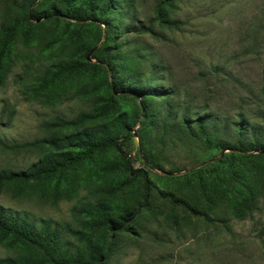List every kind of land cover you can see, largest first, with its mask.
<instances>
[{"label": "rangeland", "instance_id": "obj_1", "mask_svg": "<svg viewBox=\"0 0 264 264\" xmlns=\"http://www.w3.org/2000/svg\"><path fill=\"white\" fill-rule=\"evenodd\" d=\"M60 1L0 0V26L13 30L0 77V139L41 137L47 134L43 121L75 120L111 97L105 114L58 133L126 113L133 136L123 145L124 157L146 171L148 185L131 177L122 157L108 149L23 195L2 184L0 207L57 228L82 260H89V244L110 247L90 264H264V150L253 155L257 151L232 147L239 120L242 145L264 144V0H171L162 12L175 26L155 19L158 0H112L103 20H94L102 27L95 46L101 58L89 52L80 70L39 90L34 76L68 54L66 36L76 27L67 14L52 10ZM128 74L143 85L153 78L150 87L162 89L141 98L145 117L132 90L110 85ZM194 115L207 117L211 142L180 134L178 122ZM215 138L227 145L217 154L225 157L203 170L216 153L210 148ZM143 154L155 166L146 165ZM42 155L0 147V168L25 169ZM53 188L59 191L55 199L49 198ZM246 193L253 207L237 216L233 205ZM97 198L113 205L112 217L127 214L125 230H110L104 218L74 211ZM68 227L83 230L86 238L78 241ZM18 253V247L0 244V257Z\"/></svg>", "mask_w": 264, "mask_h": 264}, {"label": "trees", "instance_id": "obj_2", "mask_svg": "<svg viewBox=\"0 0 264 264\" xmlns=\"http://www.w3.org/2000/svg\"><path fill=\"white\" fill-rule=\"evenodd\" d=\"M61 0V6L52 5L55 12H63L75 21L76 27L68 32L66 45L69 47L68 54L63 58L47 65L39 75L34 76L35 86L39 90L47 89L53 81L65 73L80 70L85 62L83 58L91 52L95 58H101L100 49L96 44L102 36V27L94 20H103L106 12L112 8V0H106L98 6L99 0ZM171 0H158L155 6V19L163 25L175 26L177 21L166 19L163 16V7L170 5ZM43 14V13H42ZM13 30L9 25L0 26V77L3 70L4 60L11 44ZM80 54L79 56H77ZM103 59V58H102ZM150 82H155L153 78L146 80L143 85L136 75L128 74L125 79H114L111 87L115 90H132L133 94L139 98L141 115L145 117L146 104L141 98L153 95L162 90L159 87H150ZM264 93V87L262 88ZM103 103H96L92 110L83 111L77 114L75 120H66L55 117L51 121H43L41 127L47 134L24 141H3L0 139V147L8 150H39L43 152L41 158L25 169L0 168V186L7 183L13 191L14 196L26 194L25 189L33 184H48L54 177L64 170L79 165L91 159L95 153H102L108 149L116 151L123 159L120 163L131 177H139L143 185L147 188L148 177L143 168H133L128 159L124 156L123 145L132 136V130L128 123L126 113L119 114L113 122L94 124L75 129L72 132L58 133L60 128L67 125H76L87 119H93L105 114L113 106L111 97L101 98ZM144 100V99H143ZM207 117L194 115L191 119L182 117L178 122L180 134L198 138L201 141L211 142L207 127ZM241 120L234 124V131L241 136L243 126ZM174 125H172L173 127ZM171 127V128H172ZM141 138L142 130L137 131ZM237 139L232 147L243 151H257L253 155L264 150V144L251 140L242 145ZM227 146L219 138H215L210 148L216 153L211 156L212 161L204 164L203 170H211L218 166L221 158L217 154ZM228 156V155H226ZM143 162L148 166H155L145 154ZM59 191L53 188L49 198L55 199ZM253 197L250 193L244 194L233 205V211L237 216H242L253 207ZM113 205L102 199L88 200L75 207L74 211L89 217L104 218L107 228L110 230H125L124 220L127 214L112 217ZM68 232L78 241H83L86 234L83 230L68 227ZM0 244L8 247H18L19 253L15 256L0 257V264H90V259L95 255L106 257L110 252V247L101 248L98 244H89V260H82L79 255L72 253L69 242L61 241L57 228L49 223H35L31 219L18 213H12L4 207H0Z\"/></svg>", "mask_w": 264, "mask_h": 264}]
</instances>
